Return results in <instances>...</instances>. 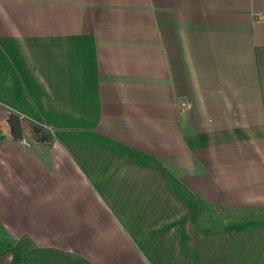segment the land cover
<instances>
[{"label":"crops","instance_id":"1","mask_svg":"<svg viewBox=\"0 0 264 264\" xmlns=\"http://www.w3.org/2000/svg\"><path fill=\"white\" fill-rule=\"evenodd\" d=\"M0 227L21 264H264V0H0Z\"/></svg>","mask_w":264,"mask_h":264},{"label":"trees","instance_id":"2","mask_svg":"<svg viewBox=\"0 0 264 264\" xmlns=\"http://www.w3.org/2000/svg\"><path fill=\"white\" fill-rule=\"evenodd\" d=\"M1 246L0 253L6 250H9L12 253L13 257L10 264H21V255L28 247L25 239L15 242L9 238H5Z\"/></svg>","mask_w":264,"mask_h":264},{"label":"water","instance_id":"3","mask_svg":"<svg viewBox=\"0 0 264 264\" xmlns=\"http://www.w3.org/2000/svg\"><path fill=\"white\" fill-rule=\"evenodd\" d=\"M7 123L10 126V134L14 139L22 140L23 134H22V126L20 117L16 114H10Z\"/></svg>","mask_w":264,"mask_h":264},{"label":"rangeland","instance_id":"4","mask_svg":"<svg viewBox=\"0 0 264 264\" xmlns=\"http://www.w3.org/2000/svg\"><path fill=\"white\" fill-rule=\"evenodd\" d=\"M4 231V229H2L0 227V248L2 247V243H3V240L6 238L5 234L2 233V231ZM12 253L9 251V250H6L2 253H0V264H2V262H8L10 264L11 260H12Z\"/></svg>","mask_w":264,"mask_h":264}]
</instances>
